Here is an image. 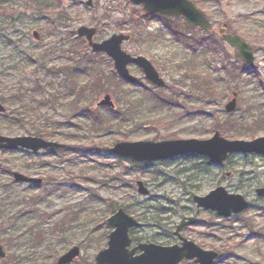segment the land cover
<instances>
[{"label": "rangeland", "instance_id": "rangeland-1", "mask_svg": "<svg viewBox=\"0 0 264 264\" xmlns=\"http://www.w3.org/2000/svg\"><path fill=\"white\" fill-rule=\"evenodd\" d=\"M193 1L215 29L228 24L253 48V66L219 36L198 43L206 36L199 28L187 34L196 33L194 46L186 43L160 17L144 19L131 0H0V134L64 145L0 150V244L7 252L0 264H58L73 246L81 252L69 264H94L114 229L107 219L120 207L139 222L129 230L133 245L179 244L176 226L193 217L180 234L217 251L214 264H264V195L257 194L264 156L234 154L218 165L199 154L136 162L110 151L121 141L209 139L217 130L230 140L264 136V0ZM83 25L97 28L99 42L129 34L123 48L148 58L165 84L151 83L134 64L138 83H127L110 57L78 35ZM233 92L237 109L227 112ZM106 94L113 107L99 106ZM85 108L109 123L94 124ZM11 171L43 183L16 182ZM139 180L148 194L138 192ZM218 186L242 194L249 207L229 218L199 208L193 196Z\"/></svg>", "mask_w": 264, "mask_h": 264}, {"label": "water", "instance_id": "water-1", "mask_svg": "<svg viewBox=\"0 0 264 264\" xmlns=\"http://www.w3.org/2000/svg\"><path fill=\"white\" fill-rule=\"evenodd\" d=\"M77 1V0H73ZM135 5H142L143 12L147 15L161 13L173 17H182L185 22L194 27H200L207 32H211L237 49L238 56L250 65L254 64L255 56L253 48L242 39L239 34L228 31V24H223L215 29L211 21L205 16L191 0H131ZM87 4L93 6L92 0ZM97 28L80 26L78 35L86 37L93 52H106L113 59L117 73L129 83L135 84L138 78L131 74L128 65L136 64L141 67L148 80L158 86H163L165 80L160 76L159 71L153 63L142 55H132L122 47L124 41L129 40L130 35L115 33L105 40L94 41ZM38 38V32H34ZM237 92L231 94L230 100L226 103L227 112H232L237 108ZM99 105L114 106L112 96L106 94L99 102ZM6 111V107L0 102V114ZM63 145L57 142L48 141L36 136H6L0 134V150H29L38 152L41 149H56ZM110 151L119 156L129 158L137 162H152L168 159L174 156L185 154H200L211 158L215 163H222L230 155L235 153H256L264 156V136L253 140H230L221 135L219 131L209 139H167L161 141H121L117 142ZM0 163V169H1ZM16 182L35 183L39 185L42 179L29 177L20 172H13ZM138 192L148 194V189L142 181H138ZM257 194L264 195V188H258ZM193 200L199 208L216 211L218 215L230 217L244 211L249 206V201L239 193H230L224 186H218L205 196L194 195ZM193 217L182 219L177 225L175 234L182 240L181 244L161 245L153 242L139 243L131 248L132 239L129 236V229L138 226L139 222L128 215L123 208H119L111 217L108 224L114 227L109 234L108 246L100 250L95 257V264H180L184 259L194 260L198 264H213L219 256L217 251L206 250L188 240L180 234L183 227L195 224ZM140 253H137V251ZM80 247L74 246L65 252L58 260V264L71 263L80 255ZM6 256V251L0 244V258Z\"/></svg>", "mask_w": 264, "mask_h": 264}, {"label": "trees", "instance_id": "trees-1", "mask_svg": "<svg viewBox=\"0 0 264 264\" xmlns=\"http://www.w3.org/2000/svg\"><path fill=\"white\" fill-rule=\"evenodd\" d=\"M157 15H158V17H160L161 19H163V20H165L167 22L166 24L170 27V30L172 31V33L177 38H183V40L186 43L188 42L190 45H193L194 46V40H196L195 38H197L196 37L197 36L196 33L195 34L193 33V36H188L187 35L190 31H193L194 28L190 27L189 25L184 24L183 22H180L176 18L170 19V17H167V16H162V15H159V14H157ZM19 18H21V14L20 13L18 14V17L15 18L14 20L19 19ZM144 18H148V17H144ZM184 25H185V29L183 30V26ZM205 34H206V36L205 37H201V40L198 41V43H203L204 44L205 41H207L208 39H211V38L214 39L215 38V36L212 35V34H208V33H205ZM208 37H211V38H208ZM237 60H239V59H237ZM244 70H246V68L242 67V68L239 69V72L241 73ZM156 101L157 102H162L160 99H158ZM82 113L83 114H86V116H88L92 120V122L94 124H98V122H106V123H109L108 116L105 115V114H103V113H93L92 111L88 110V108H85L82 111ZM93 126H95V125H93ZM171 138H175V136L172 135ZM60 151H64V148L60 149ZM113 210L114 209H112L111 211H113Z\"/></svg>", "mask_w": 264, "mask_h": 264}, {"label": "flooded vegetation", "instance_id": "flooded-vegetation-1", "mask_svg": "<svg viewBox=\"0 0 264 264\" xmlns=\"http://www.w3.org/2000/svg\"><path fill=\"white\" fill-rule=\"evenodd\" d=\"M27 152H30V151H27ZM32 153V152H31ZM9 174H11L12 175V171L11 172H9ZM42 182H43V180H42ZM29 185H35V184H33V183H28ZM6 256H7V252H6ZM5 256V257H6Z\"/></svg>", "mask_w": 264, "mask_h": 264}]
</instances>
